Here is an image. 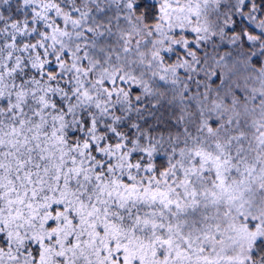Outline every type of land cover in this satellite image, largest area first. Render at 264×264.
<instances>
[{"label": "snow or ice", "instance_id": "6c2138e0", "mask_svg": "<svg viewBox=\"0 0 264 264\" xmlns=\"http://www.w3.org/2000/svg\"><path fill=\"white\" fill-rule=\"evenodd\" d=\"M0 264H264V0H0Z\"/></svg>", "mask_w": 264, "mask_h": 264}]
</instances>
